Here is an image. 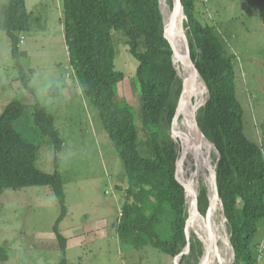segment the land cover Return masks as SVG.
<instances>
[{
	"label": "trees",
	"instance_id": "obj_1",
	"mask_svg": "<svg viewBox=\"0 0 264 264\" xmlns=\"http://www.w3.org/2000/svg\"><path fill=\"white\" fill-rule=\"evenodd\" d=\"M159 1L64 0L65 39L83 95L100 110L104 127L131 179L117 223L120 238L138 250L154 247L173 257L175 264L179 257V264H199L204 245L195 232L190 239L187 236L189 208L182 182L185 174L177 166L182 148L174 118L183 83L173 61V46L164 34ZM168 2L173 6L172 0ZM182 2L187 15L188 47L210 89L208 102L199 109L198 122L220 152L218 188L236 249L233 264H257L256 239L259 223L264 219L263 148L244 131V110L236 84V55L225 49L217 27L201 19L198 0ZM167 13L170 15V10ZM31 15L26 0H0V32L10 37L14 58L19 59L21 53L20 36L32 29ZM122 43L127 50L125 59L132 63L131 71L136 70L142 123L152 130L145 132L150 155L142 151L134 112L124 99H118L117 85L126 79V73L116 68ZM130 53L138 60V66L135 59H128ZM24 86L33 91L25 79ZM49 93L57 96L61 90L52 85ZM29 106L19 99L13 100L0 116V191L50 186L62 209L54 231L65 253L68 240L59 230V223L67 214L65 180L58 169L48 173L38 167L39 145L29 141L15 126ZM31 107L40 131L52 138L58 162L64 142L56 127V117L38 100ZM185 152L187 159L188 151ZM198 205L209 222L207 186L200 191ZM211 210L214 229L215 206ZM232 252L229 247L228 264ZM8 258V249L0 246V264Z\"/></svg>",
	"mask_w": 264,
	"mask_h": 264
},
{
	"label": "rangeland",
	"instance_id": "obj_2",
	"mask_svg": "<svg viewBox=\"0 0 264 264\" xmlns=\"http://www.w3.org/2000/svg\"><path fill=\"white\" fill-rule=\"evenodd\" d=\"M26 4L32 14V29L20 36L19 59L13 56L10 37L0 32V116L13 100L30 105L15 126L39 145L38 167L48 173L58 169L65 180L67 214L59 230L68 243L64 253L54 231L62 209L50 186L7 188L0 191V246L8 249L9 258L1 264H175L173 257L160 250L151 246L138 250L119 236L117 223L131 179L100 110L83 95L71 65L64 0H26ZM167 9L171 12L169 3ZM198 10L203 21L217 27L225 49L236 55L244 131L264 152V0H198ZM121 45L116 68L126 73V79L117 85L118 99H124L134 112L142 151L150 155L145 132L152 130L142 123L136 70L131 71L132 63L125 59V43ZM128 56L138 66V60L131 53ZM24 79L33 91L24 86ZM52 85L60 88L59 95L49 93ZM36 100L56 117L64 142L58 162L52 138L44 136L35 122L31 105ZM212 151V147L207 148L206 159L210 161L212 154L216 164L220 154L217 149ZM200 183L201 189L207 186L203 178ZM210 226L213 228L212 223ZM226 228L230 236L228 221ZM256 242L257 264H264V219L259 223Z\"/></svg>",
	"mask_w": 264,
	"mask_h": 264
},
{
	"label": "bare ground",
	"instance_id": "obj_3",
	"mask_svg": "<svg viewBox=\"0 0 264 264\" xmlns=\"http://www.w3.org/2000/svg\"><path fill=\"white\" fill-rule=\"evenodd\" d=\"M168 5V0H163L162 2V9L164 11L165 15H168L166 7ZM23 37V36H22ZM178 47L183 46V42L181 40H178ZM176 60V67L178 69V76L181 79V76H187L189 73V69L181 60V58H175ZM185 65V66H184ZM179 79V78H178ZM202 80L200 79H194L191 82V86L194 87L192 90V96L193 99L196 96L197 92V98L196 102L197 104H200L201 101L205 100L208 97V90L203 86L201 83ZM197 87V89H196ZM199 95L201 96V99L199 100ZM194 108V105H192L190 98H187V101L182 103L179 107V112L181 114L177 117L176 126L178 128V132L180 134V146L182 148L186 145V138L192 143L193 140V130L190 126V115ZM195 137V136H194ZM183 140V142H182ZM198 146L201 148L200 152L197 153V150H188V157L186 159L185 154L186 152L181 149L180 156L182 155V162L180 163L182 165V170L185 174L184 179L185 182H187V185L189 187L188 189V202L191 201V199L194 197L195 193H199L201 191V179L203 178L205 181V185L207 187L211 186V174L208 171L207 164H206V154L205 151L208 147H212L213 151L216 150L214 145H210L207 141L200 140L197 142ZM180 151V150H179ZM212 151V152H213ZM210 162L212 165L214 163L212 162V154L210 157ZM215 206V227H214V233L213 228L210 226L209 223H211L210 215L212 213V210L209 213V222L203 217H196L192 223L190 224V228L193 232L198 233L201 238L205 241V257L202 259L201 264H228L226 261L227 256V250L228 248H232L229 243H227V228H226V222L224 221V218L222 217L221 211L222 207L220 203L218 202ZM188 210V209H187ZM214 220L212 221V223ZM229 222V221H228ZM231 226V225H230ZM229 238V236H228Z\"/></svg>",
	"mask_w": 264,
	"mask_h": 264
},
{
	"label": "water",
	"instance_id": "obj_4",
	"mask_svg": "<svg viewBox=\"0 0 264 264\" xmlns=\"http://www.w3.org/2000/svg\"><path fill=\"white\" fill-rule=\"evenodd\" d=\"M162 2H163V0L159 1V7H160V11H161V14L163 17L164 34L173 46V61H174L175 67H176L175 58H179V59L181 58L182 62L184 64H186V66L189 69V73L187 76H181V80L183 83V90H182V94H181L179 104L177 106L176 115L174 118V124H176L177 117L181 114V112H179L180 105L182 103L186 102L187 98L189 97L192 105H194V108H193L191 115H190V126H191V129L193 130L195 137L193 136L192 143H190L188 138H186L187 142H186V145L184 148L182 146V152L193 149V150H197V153H199L201 148L198 146L197 142L200 140L204 139L210 145H214V147H216L214 142L211 141L206 136V134L203 132V130L200 127L199 122H198L199 109L201 107L205 106L208 99L210 98V89H209L208 83L206 82L205 78L203 77V75L199 71L196 62L192 58V55H191L189 47H188V35H187L188 28L185 26V21L187 20V15H186L182 0H172L173 6H171L169 4L170 8H171V14L170 15L164 14V11L162 9ZM178 40H181L183 42L182 47L177 46ZM176 69H177V67H176ZM177 73H178V69H177ZM194 79L202 80L201 83L208 90V94H209L205 100L200 102V104H197L196 98L193 99L192 94H190V93H192V90L194 89V87L191 86V82ZM182 142H183V140H182ZM216 149L219 152L217 147H216ZM219 154H220V152H219ZM182 158L183 157L181 155L177 161L178 170L180 172H182V165L180 164L182 162ZM219 159H220V157L218 158V160ZM206 164H207L208 171L211 174V180H212L211 186L208 187V196L210 199V206L208 208L206 216L209 215L212 207L219 202L221 207H222V216L224 218V221L226 222V221H228V218L226 216L223 199L220 196V192H219V188H218V172H217L218 162L216 164L212 165L211 162L209 160H207ZM182 182L185 186L186 198H187L189 187L187 185V182H185L183 179H182ZM199 194H200V192L195 193L194 197L191 199V201L188 202L189 203V209H188L189 217L187 220V236L189 239L192 236V230L190 229V224L192 223V221L196 217L201 216L204 218V216H205L201 213V211L199 209V205H198ZM197 236L201 240V237L198 234H197ZM202 243L204 245L203 241H202ZM229 244L231 245L232 251H233L232 252V261H230L229 264H233L235 262V259H236V249L232 243L231 234L229 236ZM189 246L190 245L188 244L185 251L187 249H189ZM203 257H205V250H204L203 255H202V258ZM180 260H181V257L178 258L176 264H179ZM202 260L203 259L200 260L199 264H201L203 262Z\"/></svg>",
	"mask_w": 264,
	"mask_h": 264
}]
</instances>
